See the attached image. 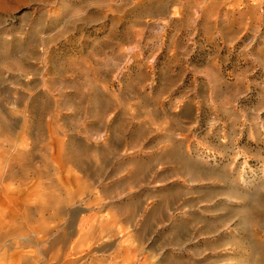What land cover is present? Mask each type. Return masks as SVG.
<instances>
[{"label": "rangeland", "instance_id": "obj_1", "mask_svg": "<svg viewBox=\"0 0 264 264\" xmlns=\"http://www.w3.org/2000/svg\"><path fill=\"white\" fill-rule=\"evenodd\" d=\"M0 176L42 261L264 264V0H0Z\"/></svg>", "mask_w": 264, "mask_h": 264}, {"label": "bare ground", "instance_id": "obj_2", "mask_svg": "<svg viewBox=\"0 0 264 264\" xmlns=\"http://www.w3.org/2000/svg\"><path fill=\"white\" fill-rule=\"evenodd\" d=\"M182 1L186 4L191 2V0ZM193 2L200 9H205L207 0H193ZM72 159L82 166L78 152H73ZM4 177L0 176V184L6 180ZM2 193L3 197L0 200V264H76L78 262L77 258L72 259V251H74L75 246L69 248L66 246L71 233L56 238V241L64 245V251L58 250L55 254H51L47 260L43 259L42 261L35 251L26 250V247L34 244L41 251L44 242L52 236L53 229L48 226L47 219L44 217L46 204L49 207L51 202L46 203L38 195L33 200L30 197H9L8 186H2ZM69 198V200L72 199V197ZM63 212L60 211L62 214ZM34 215L37 216V219L34 218ZM71 218L65 224V227L69 229L73 228V219ZM99 233H101L99 235H103L104 231ZM29 235H33L34 240H31ZM89 238L98 239L96 236L91 237L90 234L87 236V239ZM58 252L60 253L58 254Z\"/></svg>", "mask_w": 264, "mask_h": 264}]
</instances>
